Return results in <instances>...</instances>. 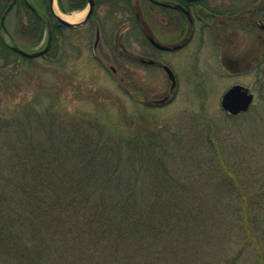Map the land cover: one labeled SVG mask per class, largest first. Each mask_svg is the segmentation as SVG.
Returning <instances> with one entry per match:
<instances>
[{
  "label": "rangeland",
  "instance_id": "1",
  "mask_svg": "<svg viewBox=\"0 0 264 264\" xmlns=\"http://www.w3.org/2000/svg\"><path fill=\"white\" fill-rule=\"evenodd\" d=\"M29 1L43 12L38 0ZM96 1L91 21L54 33L46 57L26 59L13 50L8 57L0 50V116L11 117L19 106L49 108L57 120H77L88 132L99 125L106 144H121L123 161L132 158L121 169L136 175L133 217L119 218L125 223L113 235L117 241H102L103 249L82 257L87 264H264V41L258 38L264 31L245 13L256 0H207L203 18L212 25L199 26L191 44L175 52L154 49L144 38L168 46L180 36L147 0ZM56 7L84 17L87 4L64 12L56 0ZM140 10L143 32L135 22ZM213 14L235 22L222 29ZM4 22L7 47L35 53L48 46V25L38 40L22 25L24 8ZM141 57L171 67L177 87ZM235 85L248 88L255 101L231 116L221 101ZM28 130L44 140L36 121ZM77 255L56 252L49 264H81ZM0 264L34 263L0 248Z\"/></svg>",
  "mask_w": 264,
  "mask_h": 264
},
{
  "label": "trees",
  "instance_id": "2",
  "mask_svg": "<svg viewBox=\"0 0 264 264\" xmlns=\"http://www.w3.org/2000/svg\"><path fill=\"white\" fill-rule=\"evenodd\" d=\"M2 1L9 8L11 0ZM67 1L59 0L64 12L82 10L88 3ZM113 1L114 5L124 1L130 5L133 0ZM38 2L42 13L32 8L29 0H19L11 12L24 8L27 23L22 25L36 31L38 40L43 29L52 25L46 57L53 51L54 33L68 27L55 19L49 0ZM249 8L254 7H248L246 14L252 12ZM1 26L0 50L7 51L9 57L12 49L6 45ZM26 108L12 110L11 117L0 116V219L4 222L0 226V248L8 255L26 256L34 264H49L56 252H74L76 258L81 257V264H87L82 256L103 249L100 242L118 240L113 235L125 223L119 218L133 217L130 209L137 199L133 189L136 175L121 169L124 164L130 165L132 158L123 161L121 144H106L99 125H90L88 132L77 120H57L49 108ZM35 121L44 140L28 130L33 129ZM230 181L243 193L239 180Z\"/></svg>",
  "mask_w": 264,
  "mask_h": 264
},
{
  "label": "flooded vegetation",
  "instance_id": "3",
  "mask_svg": "<svg viewBox=\"0 0 264 264\" xmlns=\"http://www.w3.org/2000/svg\"><path fill=\"white\" fill-rule=\"evenodd\" d=\"M19 0H14V6L16 5V2H18ZM153 0H147V2L150 4V7L152 9H160L163 14H164V19H165V23L169 26V27H175L176 29L179 28L180 30V36L177 40L174 41L173 45H168L169 50L167 52H175L178 51L175 48L177 46H182V47H186L189 44H191V42L194 40L195 35L197 33V30L199 29V26H204V28L209 27L210 25H212V23L207 20L205 21V19L203 18V14L204 12L207 10L206 7V1L207 0H158L161 1V3L164 4V6H156L152 3ZM157 1V0H155ZM12 2V0H11ZM10 2V3H11ZM9 3V5H11ZM251 5H253V10H251V8H249L252 12H254V14L252 12L248 13V17L249 20L253 23V28H259L261 31H264V24L260 23V19L261 17L264 15V0H256L253 1L252 3H249L248 7H251ZM5 6V5H4ZM9 7V6H8ZM2 15H1V20L3 21L5 19V17H7V15L5 16L7 9L3 7L2 8ZM212 11L214 12L213 8H211ZM141 11V10H140ZM143 12L141 11V13H138V15H136L135 18V22L137 27L139 28V30L143 31L144 27L142 26V22L141 19H144L142 16ZM231 14V13H230ZM256 15V16H255ZM142 16V17H141ZM213 17V18H212ZM211 20L214 21V25H217V27H222V29H229L231 26H233L232 24H234L235 20L232 21V16H225L224 19H219L217 14H213ZM231 19V21H230ZM259 22V23H258ZM232 23V24H231ZM1 25H3V23H1ZM249 25V24H248ZM203 30V28H202ZM249 30V29H248ZM144 38L147 40V42L149 43V45H151L152 48L156 49L152 44L150 39L153 38L150 35H144ZM258 38H260V40L263 42L264 39L262 38V35H259ZM181 50V49H179ZM140 63L144 64V65H148V66H154V67H158L161 68L162 70H164V72L168 75V78L171 80L170 75L165 71L164 66L167 65H161L160 62L152 57L147 59L146 57H141L140 58ZM251 64V61H249ZM250 64L247 65V67H250ZM169 67V66H167ZM171 69V67H169ZM172 70V69H171ZM174 76H175V72L172 70ZM172 81V80H171ZM173 84V81H172ZM177 87V79L175 76V81H174V86L173 88Z\"/></svg>",
  "mask_w": 264,
  "mask_h": 264
},
{
  "label": "water",
  "instance_id": "4",
  "mask_svg": "<svg viewBox=\"0 0 264 264\" xmlns=\"http://www.w3.org/2000/svg\"><path fill=\"white\" fill-rule=\"evenodd\" d=\"M54 3H55V0H50V6H51L52 12L54 13L58 21H60L62 24L66 25L69 28H79L85 25L91 19L92 14L94 12V8H95V0H89L88 10H87L85 17L77 23H70L64 20L59 14L55 12ZM155 3L159 5H163L158 2H155ZM51 35H52V32H51V26H50V37ZM151 42L154 44L155 47H157L160 50H163V51L169 50L168 47L157 43L153 39L151 40ZM179 48H181V46L176 47L175 49H179ZM12 49L14 52L20 54L23 57L35 59V58H39L45 55L49 50V46L45 48L44 50L35 52V53L26 52L18 47H13ZM165 70L170 75L171 79L175 81L173 72L168 67H165ZM253 102H254L253 93H251L247 88L241 85H235L223 95L222 101H221V107L228 114L235 116V115H239L241 113L247 112L252 106Z\"/></svg>",
  "mask_w": 264,
  "mask_h": 264
},
{
  "label": "bare ground",
  "instance_id": "5",
  "mask_svg": "<svg viewBox=\"0 0 264 264\" xmlns=\"http://www.w3.org/2000/svg\"><path fill=\"white\" fill-rule=\"evenodd\" d=\"M54 8H55V11L64 19L66 20L67 22H70V23H76V22H79L83 19V15L85 12H79V13H74V14H71V15H68V14H62L61 12L58 11L57 7H56V2L54 3Z\"/></svg>",
  "mask_w": 264,
  "mask_h": 264
}]
</instances>
